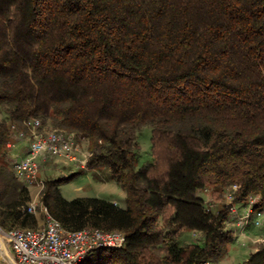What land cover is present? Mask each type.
Instances as JSON below:
<instances>
[{
	"label": "trees",
	"instance_id": "1",
	"mask_svg": "<svg viewBox=\"0 0 264 264\" xmlns=\"http://www.w3.org/2000/svg\"><path fill=\"white\" fill-rule=\"evenodd\" d=\"M88 142L127 207L65 199L47 179L42 202L68 230H122L126 245L81 264L216 263L235 240V202L264 206V0H0V225L27 227L30 190L8 143L30 117ZM151 127V158L137 138ZM211 192L212 201L202 193ZM200 236L180 245L183 230ZM237 264H264V243Z\"/></svg>",
	"mask_w": 264,
	"mask_h": 264
},
{
	"label": "built area",
	"instance_id": "2",
	"mask_svg": "<svg viewBox=\"0 0 264 264\" xmlns=\"http://www.w3.org/2000/svg\"><path fill=\"white\" fill-rule=\"evenodd\" d=\"M13 130L17 140L28 142V150L24 156L13 160L12 169L21 182L28 187L37 188L36 194L31 197L25 210L45 217L44 223L36 228H4L0 225V236L10 243L18 262L20 264H81L86 256L97 249L123 248L127 242L124 231L101 228L68 230L49 214L42 202L45 183L39 178L41 160L48 157L60 158L86 168L90 153L87 158L80 143L87 140L75 132L48 128L43 125L41 119L33 116L24 121V128L14 125ZM79 155H84V158L80 160ZM235 189L236 187L227 189L224 193L225 205L230 210L226 221L227 227L233 231L235 240L243 237L253 243H264V239L253 238L249 234L251 227L257 229L264 227V206H259L260 196L252 194L246 202L239 204L235 202Z\"/></svg>",
	"mask_w": 264,
	"mask_h": 264
},
{
	"label": "rangeland",
	"instance_id": "3",
	"mask_svg": "<svg viewBox=\"0 0 264 264\" xmlns=\"http://www.w3.org/2000/svg\"><path fill=\"white\" fill-rule=\"evenodd\" d=\"M50 128V127H48ZM151 127L146 125L143 126L137 133V138L140 145V150L137 157L136 167H142L151 158ZM81 148L83 154L89 156V149L87 142L82 141ZM83 155V156H84ZM80 156V160L84 157ZM12 159H16L14 153L11 152ZM11 160V165L13 163ZM39 178L44 183L47 179H66L74 175L73 179L65 182L61 185L60 190L62 196L67 200H72L75 198L85 197V198H98L103 199L112 203H115L121 208L127 207L126 201V190L111 176V170L107 167L93 168L89 169L81 168L78 163H72L64 161L60 158H46L41 160ZM30 195L33 197L37 188L29 187ZM205 201H212L211 192L202 193ZM224 202L214 201V209L219 208ZM43 219L45 217L43 216ZM249 234L253 238L264 239V227L262 229H257L251 227ZM200 236L198 234H193L190 230L186 229L181 231L178 236V242L180 245H185L191 243L195 240H199ZM245 243V244H244ZM261 242L253 243L248 238L240 237L234 240L228 245L227 253L224 257L216 263L213 264H237L246 260L250 253L255 251Z\"/></svg>",
	"mask_w": 264,
	"mask_h": 264
},
{
	"label": "crops",
	"instance_id": "4",
	"mask_svg": "<svg viewBox=\"0 0 264 264\" xmlns=\"http://www.w3.org/2000/svg\"><path fill=\"white\" fill-rule=\"evenodd\" d=\"M10 153L13 152L16 158L22 157L28 150V142L26 140H17L15 134H13L10 146H8ZM3 217L0 215V220ZM44 223L43 215H35V221L32 225L23 228H36ZM0 264H20L17 257L12 250L10 243L0 236Z\"/></svg>",
	"mask_w": 264,
	"mask_h": 264
}]
</instances>
